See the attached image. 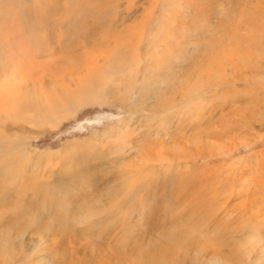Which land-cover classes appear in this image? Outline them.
I'll list each match as a JSON object with an SVG mask.
<instances>
[{
	"label": "rangeland",
	"instance_id": "1",
	"mask_svg": "<svg viewBox=\"0 0 264 264\" xmlns=\"http://www.w3.org/2000/svg\"><path fill=\"white\" fill-rule=\"evenodd\" d=\"M16 1L0 0V218L37 203L31 212L63 231L42 234L45 245L79 260L132 244L128 230L150 221L146 244L179 231L177 264H220L226 236L228 252L243 259L264 241V0H58L59 13L47 3L30 11L56 22L35 33L19 31L26 12ZM75 16L79 29L65 32ZM227 27L229 41L218 37ZM188 59L189 84L212 66L195 104L176 82ZM98 74L110 85L102 102L92 97L100 83H82ZM12 87L39 100L70 96L57 118L39 123L33 110H8ZM17 140L22 149L6 150ZM83 168L87 175L68 185ZM194 204L202 210L192 221ZM39 223L29 221L26 238Z\"/></svg>",
	"mask_w": 264,
	"mask_h": 264
},
{
	"label": "bare ground",
	"instance_id": "2",
	"mask_svg": "<svg viewBox=\"0 0 264 264\" xmlns=\"http://www.w3.org/2000/svg\"><path fill=\"white\" fill-rule=\"evenodd\" d=\"M56 2H58V0H55L54 3L51 2V0H45V1L44 0H17L16 2H14L13 7L17 11H21V14H23V11L26 12L25 14L26 19L24 21H21L22 23L19 26V31L20 29L24 27H28V29L31 28L30 29L31 31L34 30V33H35V31L38 32L39 30L40 32L43 30L46 31L50 29L52 26L56 25V22L52 24L50 22L51 19L50 18L47 19L44 13L39 14L38 17L30 14V11L33 9V7L38 8V6H42L45 3H47L50 6L49 11L54 12V14L59 13L60 11L57 8H55ZM258 2L259 1H257V3ZM11 6L12 4H10L7 7V9H10ZM31 6L32 8H30ZM81 9L79 10L82 12V14L84 15L86 14V16L90 14L88 11H86L87 13L86 12L84 13L85 10L83 8ZM73 19H76V16ZM80 25H81L80 20L79 18H77L73 22L69 21L68 24L62 25V27H64L65 32H71V31L76 32L75 29L78 28V26ZM228 29L229 27H227V30L225 33L220 32V36L218 37L220 39L224 38L229 41V36L231 33H229ZM250 35L252 34H249V36ZM37 37L38 36H35V38ZM214 38L215 36H212L210 39H207V38L205 39L207 41L208 40L211 41ZM2 43L4 45L8 44L6 41ZM60 44L62 43L60 42ZM39 46H40V43L37 44V47ZM66 49L67 48L65 47V51ZM233 53L234 51L232 52V54ZM10 54L11 52L7 54L6 56H4L5 60H13L14 56H11ZM191 58L192 57L190 56L189 59ZM62 60H64V58ZM192 61L193 60H189L186 63L187 65L182 68V71L181 73H179V77L176 80V82H178L179 84L178 89L179 88L182 89V92L184 94L183 95L184 101L189 104H195L197 102V101H194V98H201L202 93L206 89L205 87L208 85L207 83H208L209 78L207 77V74L212 68V66H209V68L207 67L206 69H204L202 73L197 76L196 82L189 84V80L190 78H192V77H189L190 75L189 73L191 72L189 67H190V64L194 63ZM210 65H211V61H210ZM0 70H3V69H0ZM94 75L88 76V78L85 79L82 83L87 82L89 86H94L100 83V85L97 86L98 88L96 90V92L98 93L96 95L93 94L92 97L96 98L95 100L102 102L106 98L104 97L103 92L107 93L110 88L109 82H107V80L109 79L108 78L105 79L101 74L97 75L99 77H95ZM169 81H173V80H169ZM89 89H92V87H89ZM84 94L87 95L88 93L86 92ZM5 96L8 99L7 107L9 111L14 110L15 112V110L21 111L23 109L33 110L37 113V116H38L37 122L40 123V121L54 119L59 116V113H60L59 109L62 108L63 104L64 105L67 104L66 101L68 100L67 97L70 96V91L63 90L60 93H58V95L54 96L53 98L50 97L51 99L48 97L49 100H43V99L39 100L37 97H35V95H33V93L28 92V91L22 92L20 95L17 96L14 94V90L12 87L11 89H8ZM92 97L87 98L86 96L88 100L93 99ZM166 106H167V103L164 104V107ZM69 110H71V107L67 111ZM10 144L11 145L9 146H5L6 150L8 148L11 151L15 152V150H19V148L21 149L23 148V145L19 140L11 141ZM87 171L88 169L86 168H83L81 171H78L72 177L68 178L69 180L67 184L70 185L73 183V181H76V185L79 184L78 179L81 178L83 174L87 175ZM82 181L83 180H81V182ZM188 183H186V185L185 183L184 184L177 183V184H179L180 186L182 185L183 188H185L186 186L188 188L189 186ZM169 202L172 204V206L176 204V202L171 199H169ZM27 203H28V205H26L27 208L24 210L23 214L18 213L16 214V216H7L6 218L5 217L0 218V247L2 248V251H0V264H6V263L7 264H48V263H52V264H177L176 258L180 251L179 248L182 249L185 246L184 245L185 243H182L181 246H178V244L180 243V241L177 240L179 231H176L175 229L168 231L167 233L168 237H166V234H161L157 236V238H155L156 241H153V243L149 242L148 244H146L145 242V239L147 238L146 235H150L151 233H153V227L155 226V224H152L150 221L147 223L148 225H145L143 227H138V228L135 227V228H131L128 230L130 232L128 233V235H131L130 237L133 236L135 239V241L132 244H126V243L120 244L118 242L116 243V245L110 248L111 251H113L110 253L108 251L106 252L98 248L99 249L98 255L92 253L89 259L87 257L82 258L81 260L76 259L74 251L67 258V256L65 257L64 255L65 253H61V251H63L64 249L62 248V246L55 247V246L45 245L46 236L42 235L47 231L46 233H49L53 236H58V234H63L62 229H57L55 227L49 229L50 226L47 225L45 221L46 219L45 218L43 219L40 213L38 214L36 212H31L32 209L29 206L33 205L32 207L35 211L37 210V203H34L32 201H28ZM7 204H10V203L7 201L5 202V200L4 202H2V205L6 206ZM198 206L199 204H194L193 206H190V208L193 207V212H191L190 214L192 221L197 220L198 215H199L197 213V215L194 216L195 215L194 211L202 210V207L201 206L198 207ZM160 210H161V207H157L156 209H154L156 213H158ZM169 211L170 209L165 212L166 213L165 216H167V213ZM175 216L180 217V214L179 215L177 214ZM204 217L207 220H204L202 218L203 222L208 223L209 222L208 220L209 218L212 217V215L209 214ZM178 219L179 218H176V220ZM33 220H37V221L39 220L40 221L39 226L36 228V231L31 234V237L28 236L29 238L28 237L26 238L25 233H26L27 224L29 223V221H33ZM191 228L194 231L199 230L197 227H195V225L191 226L189 229ZM110 229L111 228L109 229L106 228L105 230H102L99 234L103 235L107 231L112 232ZM208 231L210 230L205 229V228L202 230V232L197 231L199 233L198 236H201L205 240V238L208 237L209 235ZM99 234H98V237H99ZM151 240L153 239L151 238ZM232 241L233 240H230L229 237L226 236L224 239H221V241L218 243V247L220 249V255H219L220 264H235V263L239 264L240 262H244L245 264H259V261L264 255V241L262 243L260 242L261 244L260 243L252 244L251 252H249L244 259L241 258L240 255L232 257L231 254L228 252L234 245ZM98 242L94 243L91 241L90 242L91 244H89L90 248H92L93 246H97ZM26 245H29V247L26 248ZM146 245L148 246L145 248ZM184 252L188 253L186 248ZM7 253H11L13 256L10 257ZM224 253H227V254H224ZM2 255H5V256L2 257ZM66 258H67V261L65 262Z\"/></svg>",
	"mask_w": 264,
	"mask_h": 264
}]
</instances>
